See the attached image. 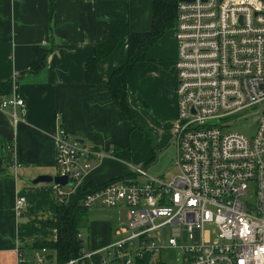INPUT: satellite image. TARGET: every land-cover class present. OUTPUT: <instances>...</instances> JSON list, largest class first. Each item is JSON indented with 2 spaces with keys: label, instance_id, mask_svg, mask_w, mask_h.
<instances>
[{
  "label": "built area",
  "instance_id": "1",
  "mask_svg": "<svg viewBox=\"0 0 264 264\" xmlns=\"http://www.w3.org/2000/svg\"><path fill=\"white\" fill-rule=\"evenodd\" d=\"M174 28V179L164 183L136 169L146 182L125 178L89 190L86 171L109 154L58 128L55 175L70 185H56L57 200L71 187L87 209L130 208L119 229L126 237L104 249L100 264L152 262L165 246L185 255L186 264H264V0L179 1ZM16 107H24L17 94L0 100V111ZM251 107H258L256 119L245 114ZM239 116L255 123L252 136L229 129L227 121ZM24 202L18 197L15 208ZM206 226L217 229L213 240ZM90 257L83 250L64 264H88Z\"/></svg>",
  "mask_w": 264,
  "mask_h": 264
},
{
  "label": "crops",
  "instance_id": "2",
  "mask_svg": "<svg viewBox=\"0 0 264 264\" xmlns=\"http://www.w3.org/2000/svg\"><path fill=\"white\" fill-rule=\"evenodd\" d=\"M48 9L47 0H0V80L15 79L10 94L24 100L23 108L0 111V264H64L58 263L54 250L31 247L34 241L56 238L55 230L42 222L55 219L57 186L25 180L56 174L54 136L58 128L109 154L86 171L85 183L97 185L128 175L135 178L136 169L144 170L151 158L142 133L120 117L105 85L88 83L85 72L86 60L106 38L110 20L127 21L134 33L150 28L151 1L53 0L51 15ZM125 59L126 39L122 38L98 62L99 75L107 79ZM175 59L173 26L126 77L128 105L135 119L154 133L157 149L174 143ZM13 110L16 119L10 116ZM165 136L170 139L167 143ZM2 140L13 148L9 165L1 159ZM124 145L130 148V163L112 155L115 146ZM18 197L25 202L16 209ZM64 200L74 204L77 194L65 189ZM129 211L122 203L87 210L88 224L81 237L84 250L91 253L88 264H100L104 249L126 237L127 232L119 229ZM36 255L41 256L40 262ZM181 261L186 264L185 255Z\"/></svg>",
  "mask_w": 264,
  "mask_h": 264
},
{
  "label": "trees",
  "instance_id": "3",
  "mask_svg": "<svg viewBox=\"0 0 264 264\" xmlns=\"http://www.w3.org/2000/svg\"><path fill=\"white\" fill-rule=\"evenodd\" d=\"M48 1V13H52L53 0ZM151 1V23L150 28L142 33H134L130 30L129 24L124 20H110L106 38L95 45L93 56L86 60L85 72L86 80L90 84H104L112 101L116 105L120 117L126 120L134 128L138 129L152 143L153 153L156 144L154 133L145 125L139 123L127 102L126 77L134 65L145 60L146 51L154 42L160 38L169 28L175 26L176 9L180 0H150ZM126 39V59L125 62L112 70L107 79H103L98 71V62L108 56L120 39ZM12 80H0V98L7 96L11 92ZM2 162L9 165L11 162L12 145L3 142ZM112 155L129 162L130 148L128 145L115 146ZM154 158V155L151 159ZM135 175V174H134ZM128 175L116 179L105 181L101 184L85 183L87 189L94 190L106 183L132 177ZM135 177V176H134ZM81 194H77V201L74 204H66L65 200L58 202L56 206V216L53 221L42 222L43 225L52 228L56 232L53 241H34L31 247L35 249H52L56 254L58 263H65L69 259L80 258L84 250V241L81 232L87 228V208L80 204ZM18 251L21 254L20 248ZM136 264H163L158 259L148 262L147 260L137 261Z\"/></svg>",
  "mask_w": 264,
  "mask_h": 264
},
{
  "label": "rangeland",
  "instance_id": "4",
  "mask_svg": "<svg viewBox=\"0 0 264 264\" xmlns=\"http://www.w3.org/2000/svg\"><path fill=\"white\" fill-rule=\"evenodd\" d=\"M176 86H177V73H176ZM262 106L264 107V101L262 103ZM257 110H258V107H251L248 109V111L245 114H248L253 119H256L257 112H258ZM227 122L229 123V129L236 131V132H239L245 136L250 137L255 132V123H252L251 125L247 126L246 125V118L243 116H239V117L234 118V119H229ZM144 137L148 141V144L150 146L151 157L154 155L153 159L150 158L148 160L147 166L143 165L144 170L146 169L145 172L148 175L159 178L164 183L170 182L171 180L174 179V177L177 174L174 143L172 142V143L168 144L167 147L162 148V149H157V146H156L155 152L153 153L152 143L150 142V140L146 136H144ZM154 137H155V135H154ZM169 140H170L169 136H165L166 143ZM155 144H156V137H155ZM134 179H136L139 184L146 182V177L138 175V174L135 176ZM66 189L70 190L72 188L66 187ZM204 230L209 232L210 238L213 240L215 237V234L217 233V229L214 226H206V227H204ZM162 233H163V237H162L163 243L165 244L166 243V237H167L166 236V234H167L166 229H163ZM194 236L195 237L197 236V232L194 233ZM181 242L183 244L187 243V234L186 233H182ZM157 255L161 259V262H163L164 264H182L183 263L181 261V256L183 254L181 252H178L176 249H172V248L167 247V246L162 248L160 253Z\"/></svg>",
  "mask_w": 264,
  "mask_h": 264
},
{
  "label": "water",
  "instance_id": "5",
  "mask_svg": "<svg viewBox=\"0 0 264 264\" xmlns=\"http://www.w3.org/2000/svg\"><path fill=\"white\" fill-rule=\"evenodd\" d=\"M180 1H191V0H180ZM79 143H82V141H79ZM26 182L30 184H38V183H45V184H54L59 185L62 187L69 186L70 183L67 178L57 175H48V174H42L34 177L33 179H25ZM85 189V185L83 184L81 186V190Z\"/></svg>",
  "mask_w": 264,
  "mask_h": 264
}]
</instances>
